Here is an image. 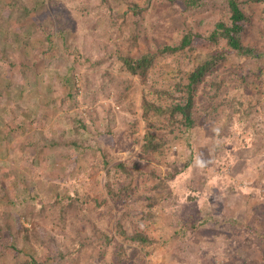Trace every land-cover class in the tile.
<instances>
[{
	"label": "rangeland",
	"instance_id": "rangeland-1",
	"mask_svg": "<svg viewBox=\"0 0 264 264\" xmlns=\"http://www.w3.org/2000/svg\"><path fill=\"white\" fill-rule=\"evenodd\" d=\"M93 1L94 4L100 2ZM201 1L206 5L205 8L210 6L209 11L203 15L194 7L190 9L191 3L183 0H130L139 10L141 9L136 15L128 8L126 15L128 22L130 21L129 28L130 15L133 22L137 20L140 23L139 51L147 48L145 39H155L158 44H175L182 31L189 26L204 33L213 24L217 14L214 13L216 8L212 7L211 0ZM52 3L50 5L52 14L60 12L70 17L69 32L74 38L91 36L95 32V29L87 27L90 21L85 20L79 11L82 0H52ZM72 3L74 4L70 5ZM125 3L128 4L129 0H110L112 10L115 9L117 12L127 8ZM243 7L250 15V21L247 22L242 35L243 42L256 46V54L259 55L256 58L235 51L225 52L226 60L219 68L224 71L227 67L232 69L228 72V84L235 82L238 91L234 90L226 95L227 98L217 110H214L215 100H221L222 96L216 95L215 100L210 103L212 108L210 106L203 108V113H209L206 114V121L191 131L195 151L189 166L184 165L189 155L184 145L172 147L169 154H155L156 158L141 150L139 138L144 131V121L139 107L141 83L136 76H132V82L128 85V92L133 94L129 106L131 110L121 109V105L115 101L117 94L113 88L106 96L99 97L95 104L91 105L81 98L83 88L78 73L86 71L93 75L102 67L87 68L86 64L75 65L76 74L70 76L72 86L66 84L67 72L63 64L50 65L48 62L50 59L63 56L66 61L73 64V57L79 55L75 49L66 45L67 40L63 43L55 27L46 26L45 32L37 31V22L34 24L32 18L37 17V21L41 23L45 20V14L32 12L20 24L22 26L19 37L20 40L29 41L28 51L27 44L12 43L18 38L15 29L6 31L7 39L3 37L4 29H0V160L7 163V166L0 169V183L21 197L26 193L22 190L24 187L33 191L41 190L45 185L63 184L67 192L75 196V193L83 195L85 188L90 185L87 173H79L77 177H73L74 167L82 164L80 155L74 156L79 163L73 164L71 158L56 156L47 145L52 131L58 132L63 128L67 131V136L74 133L72 121L65 119V104L63 102L59 104L62 100L54 98L56 94L54 86L59 85L61 90L58 94H62L65 103H73L70 94H76V105L73 103L69 109V114L73 116L77 113L86 120L89 112L100 111L109 104L112 106L115 114L112 133L98 134L96 137L98 143L106 147L113 161L123 162L128 166L136 162L144 169L146 166L155 167L162 174L167 172L174 174L171 177H163L172 192L170 196L164 195L163 202L156 211L157 215H161L159 224L155 226L146 221L148 226L150 224L147 228L152 235L157 237L160 234L163 238H170L166 247H159L151 255L144 256L138 247L126 244L124 257L122 256L123 264H189L200 251L212 252L214 248L208 245L209 242L213 239L217 243L223 242L227 238V233L243 231L248 235L250 231L246 229L254 225L256 232L261 234L264 226V11L260 9L262 7L260 3L256 6L254 3H250L249 6L244 4ZM9 12L11 8L4 7V0H0V15ZM223 14L224 9L220 7L218 15ZM113 40H117V37ZM207 43L204 40L196 42L193 50L196 56L205 55L204 52L210 48ZM220 46L215 44L211 47L216 49ZM125 47V44L121 45L120 49L124 50ZM158 63L163 66V76L160 77L159 72L153 69L148 74L150 82L157 78L159 81L168 79L169 83L172 75L171 54L160 56ZM111 72L121 76L127 74L119 61L112 65ZM232 72L235 74L234 77ZM245 73L248 74V78L244 82L240 80V75ZM196 100L204 101L201 95H197ZM230 100H243L241 108L251 103L255 107V110L244 114V119L235 121L236 130L230 129L229 126L232 121L230 107L237 106L238 103ZM99 114L101 115V111ZM218 114H221L220 118H217ZM234 114L238 116L236 112ZM218 125H223L225 127L223 130L229 129L232 132H227L222 138L212 137V134L219 132L214 131ZM238 129L242 132L237 131ZM88 130L94 132L91 126H88ZM58 174L67 175L69 180L65 179L66 176L60 178ZM113 175L110 167L108 170L102 168L96 174L100 181H105ZM133 180L134 190L127 191V202L119 200L111 208H107V211H111L114 216L121 210H128L129 215H125L124 222L127 220L128 224L131 222L137 226L141 224L140 210L145 200L143 186L147 183L151 185L153 177L136 173ZM8 204L5 196L0 198V210ZM95 209V223L109 229L116 215L109 217L106 209L103 210L101 206ZM69 214L64 219L63 227L50 221L34 235L37 241L23 240L21 257L32 255L39 261L38 264H56L59 258L58 244L61 243V247H68L70 244L71 234L65 220L70 221L75 215L71 217ZM233 215L235 218L231 220L230 216ZM17 219L18 217L14 221ZM18 222L33 230L21 218ZM190 222L199 223L200 226L194 229ZM177 228L184 229L181 232L182 238L175 232ZM118 243V238L114 236L106 252L107 259H114L113 250ZM206 245L208 247H204ZM0 250L8 258L12 247L7 246V241L0 240ZM247 251L248 248L245 252ZM250 252L249 250L248 255L251 259L260 255L256 247L255 254ZM85 254L81 252L75 259L70 255L69 263L63 264H98L93 261L85 262ZM216 259L212 260L218 264L219 261L217 263ZM203 260L206 261L204 258Z\"/></svg>",
	"mask_w": 264,
	"mask_h": 264
},
{
	"label": "trees",
	"instance_id": "trees-1",
	"mask_svg": "<svg viewBox=\"0 0 264 264\" xmlns=\"http://www.w3.org/2000/svg\"><path fill=\"white\" fill-rule=\"evenodd\" d=\"M183 1L191 3L190 9L194 7L201 15L208 12L210 8V6L205 8L206 5L201 0ZM250 3H254L255 6L260 3L262 6L260 9L264 11V0H211L212 7L216 8L214 13L217 14V18L204 33L196 31L191 26L186 27L175 44H158L155 39L146 40L144 38L148 46L142 52L139 51L140 23L137 20L133 22L132 15H130L131 28H129L130 21L128 22L126 16L129 11L128 8L132 10L131 13L136 15L141 9L139 10L130 0L128 4L125 3L127 8H124L122 12L112 10L110 0H100L96 4L93 0H82L79 11L85 20L90 21L87 27L95 29V32L91 36L84 35L78 38H74L69 32L70 17L60 12L52 14L50 6L53 4L52 0H4V7L11 8V12L0 15V29H4L3 37L5 39H7L6 31L10 32L15 29L16 34H18V41L14 39L12 43L27 44L26 46H28L29 41L20 40L19 37L21 22L32 12L45 14V20L41 23L37 21V17L36 19L32 18L34 24L37 22V31L45 32L46 26L55 27L63 43L67 40L66 45L75 49L79 55V57H73V64L66 61L63 56L55 57L48 62L50 65L63 64L62 66L66 68L67 72L66 84L72 86L70 76L76 74L75 65L86 64L87 68L102 67L93 75L86 71L78 73L83 88L81 98L91 105L95 104L99 97L106 96L113 88L117 94L115 101L121 105L122 110L128 111L131 97H133V94L128 92V85L132 82V76H136L141 83L139 107L144 121V131L139 138L141 150L156 158L155 154H169L172 147L177 148L184 145L189 154L184 165L189 166L193 151H195L193 139L190 136L191 131L205 122L206 114L209 113H203V108L207 106L212 108L211 101L215 100L216 95L222 96L221 100H215L214 110H217L227 98L226 95L234 90L238 91L235 82L228 84V72L229 69H232L227 67L224 71V69L219 68V66H223V62L226 60L225 52L235 51L238 54L256 58L259 55V53L256 54L257 47L244 43L242 38L247 22L250 21V15L245 11L243 5L248 4L249 6ZM220 7L224 9L223 16L218 15ZM116 37L117 40H113ZM198 40L208 42L210 48L209 51L204 52L205 55L196 56L193 52ZM124 44L126 47L121 50L120 46ZM215 44H220V48L211 47ZM28 49L29 46L26 47L27 51ZM169 54H171L172 71L170 82L168 83V79L159 81L157 78L150 82L148 74L153 69L159 72L160 77L163 76V66L158 63V58ZM116 61L121 62L127 71L125 76L111 72V67ZM235 70L237 72V67ZM231 74L234 77L235 74L233 72ZM247 78V73L240 75L241 81L245 82ZM59 90L61 87L55 85L54 93L56 94L54 98L55 100H62L59 104L62 102L65 104V119L72 121L74 133L72 136H67V131L63 128L58 132L52 131L47 145L55 152L56 156L71 158L73 164L79 163L74 156L80 155L82 164L79 163L77 167H74L73 177H77L79 173H87L90 185H85L87 188H85L83 195L79 193L76 195L75 193V196L70 195L63 184L45 185L41 190L33 191L24 187L22 190L26 193L24 192V196L21 197L12 193L8 186L0 183V198L5 196L9 201L7 207L0 210V240L2 242L7 241V246L12 247L11 255L8 258L0 250V264H38L39 261L32 255L21 257L22 241H37L34 235L44 228L43 225L47 222L51 221L52 224L63 227L64 219L69 213L75 215L73 217L69 214L73 219L65 220L71 234L70 244L68 247H61V243L58 244L61 249H58L59 258H56V264L69 263L70 255L75 259L80 256L81 252L86 253L84 255L85 262L123 264L122 258L125 254L126 244L138 247L144 256L151 255L159 247H166L170 238H163L160 234L157 237L152 235L148 232L147 227H150V224L148 226L146 221L148 220L155 226L159 224L161 215H157L156 211L159 210L164 195H169L172 192L163 177H171L174 174L172 172L162 174L155 167L146 166L144 169L140 163L136 162H132L131 166H128L123 162L113 161L109 157L106 147L100 145L96 137L98 134L112 133L115 124L112 106L109 104L107 107H102L100 109L101 115L99 110L89 112L86 117L87 122L77 113H74L76 114L74 116L69 114V109L73 103L76 105V94H70L73 103H65L62 94H58ZM197 95H201L204 101L196 100ZM230 101L238 103L237 106L230 107L232 121L229 126L230 129L236 130L235 121L244 119V114L255 110V107L251 103L245 108H241L240 105L243 100ZM223 109L225 110V108ZM235 112L238 116L234 114ZM220 117L221 114H218L217 118ZM88 126H91L94 132L89 131ZM224 128L223 125H218L214 131L219 132L215 135L212 134V137L222 138L227 132H232L229 129L223 130ZM237 131L242 132L239 129ZM248 165L250 164L248 163ZM4 166H7V163L0 160V169ZM109 167L113 171V177L100 181L96 176L97 172L102 168L108 170ZM136 173L153 177L151 185L147 183L149 186H143L145 200L140 210L142 216L139 217V221L141 220V224L137 226L131 222L128 224L127 220L124 222L125 215H129L128 210L119 211L118 214H115L116 216L114 215L115 217L111 211H107V208H111L119 200L127 202L126 193L134 190L133 179ZM58 175L60 178L66 176L65 179L69 180L67 175ZM98 206H101L103 210L106 209L109 217H114L109 229L95 223V208ZM17 217L18 219L14 221ZM19 218L27 222L33 230L31 231L28 226L20 224ZM230 218L233 220L235 217L233 215ZM190 225L194 229L196 226H200L196 222H190ZM177 229L175 232L182 238L181 232L184 229ZM246 230L253 233L248 232L249 234L245 235L246 233L243 231H233L227 233V238L223 242L217 243L214 239L211 240L208 245L212 246L214 250L203 253L200 251L189 264H215L212 259L216 258L218 259H216L217 263L219 261L218 264H264V226L261 229V234L256 232L254 225ZM114 236L119 240L113 250L115 257L114 259H107L106 252L111 246ZM254 246L260 255L251 259L248 251L250 250L255 254ZM243 248H248L247 253L245 252L246 249Z\"/></svg>",
	"mask_w": 264,
	"mask_h": 264
}]
</instances>
